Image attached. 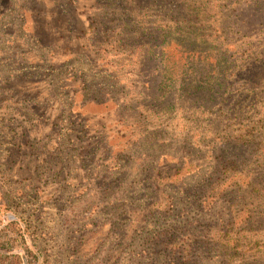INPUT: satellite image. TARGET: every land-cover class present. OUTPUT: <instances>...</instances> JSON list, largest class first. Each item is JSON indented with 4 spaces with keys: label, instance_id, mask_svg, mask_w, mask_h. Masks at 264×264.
Masks as SVG:
<instances>
[{
    "label": "rangeland",
    "instance_id": "rangeland-1",
    "mask_svg": "<svg viewBox=\"0 0 264 264\" xmlns=\"http://www.w3.org/2000/svg\"><path fill=\"white\" fill-rule=\"evenodd\" d=\"M0 257L264 264V0H0Z\"/></svg>",
    "mask_w": 264,
    "mask_h": 264
},
{
    "label": "trees",
    "instance_id": "trees-1",
    "mask_svg": "<svg viewBox=\"0 0 264 264\" xmlns=\"http://www.w3.org/2000/svg\"><path fill=\"white\" fill-rule=\"evenodd\" d=\"M258 1H256L255 3V7L259 6L260 4L257 3ZM183 33V32H182ZM227 171V170H226ZM206 181H208V179H206ZM194 200H196V197L194 196ZM196 203L199 205V202H197L196 200ZM199 210L201 211H204L203 207L201 208H198ZM206 228V227H205ZM209 231V227H207V232ZM194 233H198V232H195ZM216 245H218V247L222 248V249H226L227 248V244H225V242H222L221 244H218V241L215 242ZM196 252V251H195ZM2 258L0 257V262H1ZM172 261V260H171ZM224 263V262H223ZM194 264H195V261H194Z\"/></svg>",
    "mask_w": 264,
    "mask_h": 264
}]
</instances>
